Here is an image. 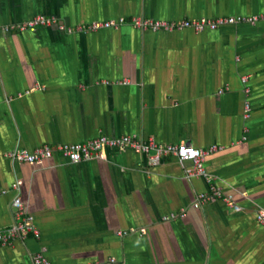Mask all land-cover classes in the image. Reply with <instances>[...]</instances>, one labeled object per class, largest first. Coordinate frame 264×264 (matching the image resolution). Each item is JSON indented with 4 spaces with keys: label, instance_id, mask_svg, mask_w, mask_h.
I'll use <instances>...</instances> for the list:
<instances>
[{
    "label": "crops",
    "instance_id": "0c3cea01",
    "mask_svg": "<svg viewBox=\"0 0 264 264\" xmlns=\"http://www.w3.org/2000/svg\"><path fill=\"white\" fill-rule=\"evenodd\" d=\"M38 16L53 23L25 30ZM256 16L202 32L79 29ZM0 30V231L16 223V196L39 231L0 247V264L41 252L53 264H264V0H0ZM101 136L223 150L206 158L209 181L131 150L8 157ZM212 187L241 210H196Z\"/></svg>",
    "mask_w": 264,
    "mask_h": 264
},
{
    "label": "built area",
    "instance_id": "2783aa9c",
    "mask_svg": "<svg viewBox=\"0 0 264 264\" xmlns=\"http://www.w3.org/2000/svg\"><path fill=\"white\" fill-rule=\"evenodd\" d=\"M260 21V17H224L214 22L201 21H161L149 19L147 17H133L131 19L121 18L118 21L110 22H94L89 25L80 27L84 31H99L107 29H120L126 26H133L142 31L158 32L161 30L167 31H180L185 29H192L196 32H202L205 29L215 31L222 26H230L239 23L256 24ZM53 20L44 16H38L35 20L26 26V29H37L41 25H50ZM9 30H11L9 28ZM2 31L0 30V33ZM247 81V78H243ZM249 105H246L245 118H249ZM108 149L131 150L138 155H145L149 157V163L152 166H157L161 163L162 159L166 156H173L178 158L181 163H188L190 167L185 169L186 177L191 178H204L209 181V173L205 168V161L211 154L223 150V147L212 146L208 149H196L187 144L181 145H161L157 144L153 138L148 140H140L130 136H123L120 138H110L101 136L84 143H66L60 144L56 148L49 145H44L36 148L34 151L20 150L8 154V157L13 161L27 164H42L45 161L51 160L55 155L64 157L71 163H80L88 160H95L102 158L104 152ZM211 199H218L225 203L226 206L233 208L234 211L239 212L240 206L234 204L233 196H223L221 192L212 187L211 195H201L200 202H196L194 207L199 210L201 203H205ZM16 210V223L4 231H0V247L10 243L16 237L27 236L33 234L39 237V231L32 223V218L27 216L26 208L19 196H16L12 202ZM182 218L185 215L181 216ZM166 221L168 219H165ZM257 220L260 224L264 225V210H260L257 214ZM141 233H145L142 230ZM123 235V233H119ZM31 264H53L43 252L35 254L32 258Z\"/></svg>",
    "mask_w": 264,
    "mask_h": 264
}]
</instances>
